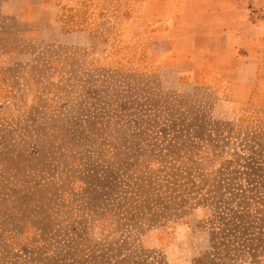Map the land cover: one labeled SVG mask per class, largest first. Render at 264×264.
Segmentation results:
<instances>
[{"label": "rangeland", "instance_id": "obj_1", "mask_svg": "<svg viewBox=\"0 0 264 264\" xmlns=\"http://www.w3.org/2000/svg\"><path fill=\"white\" fill-rule=\"evenodd\" d=\"M19 7L0 0V264H264V98L167 65L128 3L81 44Z\"/></svg>", "mask_w": 264, "mask_h": 264}, {"label": "crops", "instance_id": "obj_2", "mask_svg": "<svg viewBox=\"0 0 264 264\" xmlns=\"http://www.w3.org/2000/svg\"><path fill=\"white\" fill-rule=\"evenodd\" d=\"M16 1L38 35L50 26L56 40L75 44L89 42L97 17L128 3L138 15L120 26L146 35L136 42H147L167 65L191 67L192 79L200 68L210 69L211 80L225 75L231 98L239 102L264 98V0ZM84 9L87 16L80 14Z\"/></svg>", "mask_w": 264, "mask_h": 264}]
</instances>
